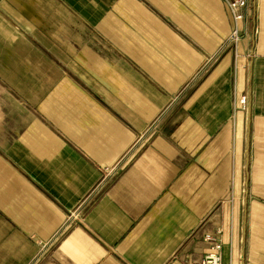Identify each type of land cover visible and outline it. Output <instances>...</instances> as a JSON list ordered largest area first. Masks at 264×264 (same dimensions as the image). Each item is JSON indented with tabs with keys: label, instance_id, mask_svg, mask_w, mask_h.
<instances>
[{
	"label": "crops",
	"instance_id": "1",
	"mask_svg": "<svg viewBox=\"0 0 264 264\" xmlns=\"http://www.w3.org/2000/svg\"><path fill=\"white\" fill-rule=\"evenodd\" d=\"M249 9L227 45L222 0H0V264H193L219 230L220 264H264Z\"/></svg>",
	"mask_w": 264,
	"mask_h": 264
},
{
	"label": "built area",
	"instance_id": "2",
	"mask_svg": "<svg viewBox=\"0 0 264 264\" xmlns=\"http://www.w3.org/2000/svg\"><path fill=\"white\" fill-rule=\"evenodd\" d=\"M228 19L231 24V33L227 40V45H235L236 43L247 38L251 33L255 34L256 30H252L250 26L251 15L249 9V0H222ZM246 98L242 97L240 103L245 105ZM115 169H111V172L107 175H112ZM102 182L97 186L96 190L101 189ZM87 200L81 201L77 208L70 213L68 216V222H74L79 219L81 212L83 211L84 206L86 205ZM68 223V224H69ZM68 226V225H66ZM219 230L215 235H205L204 240L210 243L209 253L203 255L200 259L195 261L193 264H220L221 256L220 252L222 249V241L220 239Z\"/></svg>",
	"mask_w": 264,
	"mask_h": 264
},
{
	"label": "rangeland",
	"instance_id": "3",
	"mask_svg": "<svg viewBox=\"0 0 264 264\" xmlns=\"http://www.w3.org/2000/svg\"><path fill=\"white\" fill-rule=\"evenodd\" d=\"M81 213H82V212H81ZM80 215H81V214H80ZM74 222H75V221H74ZM71 223H72V222H71ZM71 223H70V224H71Z\"/></svg>",
	"mask_w": 264,
	"mask_h": 264
}]
</instances>
